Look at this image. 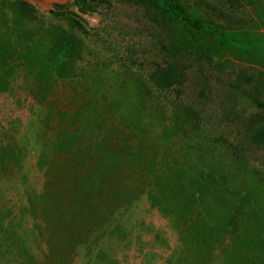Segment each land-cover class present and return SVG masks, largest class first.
<instances>
[{
	"label": "trees",
	"instance_id": "trees-1",
	"mask_svg": "<svg viewBox=\"0 0 264 264\" xmlns=\"http://www.w3.org/2000/svg\"><path fill=\"white\" fill-rule=\"evenodd\" d=\"M215 1L75 0L83 15L118 3L162 21L167 38L141 87L98 75L73 10L41 17L25 0H0V95L18 78L30 85L42 108L31 132L44 174L23 211L33 227L0 200V264H73L81 251L117 264L109 245L125 238L141 198L179 235L171 264H264V0ZM224 61L239 87L230 101L182 98L193 65ZM73 84L78 95L55 91ZM148 89L179 99L145 101ZM24 153L0 146V181L26 182Z\"/></svg>",
	"mask_w": 264,
	"mask_h": 264
},
{
	"label": "rangeland",
	"instance_id": "rangeland-1",
	"mask_svg": "<svg viewBox=\"0 0 264 264\" xmlns=\"http://www.w3.org/2000/svg\"><path fill=\"white\" fill-rule=\"evenodd\" d=\"M25 1L41 17H48L56 6L67 7L79 15L88 31L85 38L91 50L88 59L98 64V75L107 78L105 80L109 86L115 81L118 84L124 81L141 87L146 85L147 76L152 71L160 50L159 42L167 38V28L155 17L153 11L143 6L113 3L95 13L83 15L75 7V0ZM209 1L217 4L215 0ZM227 59L234 61L232 57ZM187 63L192 64V61ZM223 64L224 66L218 67L220 70L208 65H193L195 69L190 73L182 98H189L191 101H230L228 93L237 85L235 79L234 83L231 82L235 67L226 61ZM237 67L236 70L241 74H250L243 64L240 63ZM86 69L89 70V66ZM82 82L85 84L84 80ZM237 88L239 90L238 85ZM82 90L81 85L73 84L55 91L62 96L66 92L78 95ZM148 90H151V94H146L145 101L179 99L176 91L160 94L153 89ZM122 94L121 91L119 97ZM41 112L42 108L35 94L23 78L14 81L9 93L0 95V146L12 144L25 150L22 164L26 182L17 175L0 181L1 203L18 216L17 223L24 221L22 218L23 211L28 208V193H41L43 189L44 174L38 166L36 138L31 132L33 129H40ZM123 223L125 238L113 240L107 253L117 264H171L174 257L179 256L183 246L178 233L171 229L168 220L157 209L152 208L146 198L140 199ZM23 225L31 228L34 221L28 217L22 222ZM85 254L86 251H81L73 264H105L98 260L99 254L93 257ZM36 255H41V251H36ZM211 264H220L219 259Z\"/></svg>",
	"mask_w": 264,
	"mask_h": 264
}]
</instances>
